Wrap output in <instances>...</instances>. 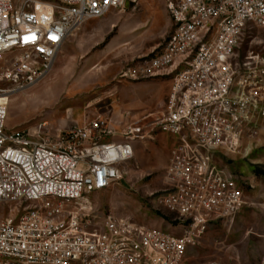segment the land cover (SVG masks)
<instances>
[{
	"label": "built area",
	"instance_id": "1",
	"mask_svg": "<svg viewBox=\"0 0 264 264\" xmlns=\"http://www.w3.org/2000/svg\"><path fill=\"white\" fill-rule=\"evenodd\" d=\"M125 1L0 0V264H183L207 224L248 205L218 158L238 154L264 121V55L238 56L251 30L264 28V0H164L171 30L162 48L122 74L171 76L166 106L146 131L140 121L152 114L118 137L100 116L66 128L44 120L7 128L9 93L45 75L83 21ZM157 131L175 137L161 203L182 233L111 213L92 227L90 194L118 184L133 141Z\"/></svg>",
	"mask_w": 264,
	"mask_h": 264
},
{
	"label": "rangeland",
	"instance_id": "2",
	"mask_svg": "<svg viewBox=\"0 0 264 264\" xmlns=\"http://www.w3.org/2000/svg\"><path fill=\"white\" fill-rule=\"evenodd\" d=\"M115 15L118 24L110 37L121 44L95 60L94 54L105 49L106 40L74 59L54 63L56 67L51 66L32 84L12 90L7 128L22 129L43 120L66 128L81 126L97 116L110 118L112 108L135 101L137 86L144 92L141 112L152 114L140 126L145 125L143 131L151 128L146 124L158 118L166 106L171 76L120 83L112 78L120 66L128 64L125 69H133L162 48L171 30L164 0H126ZM249 36L239 58L248 52L264 55V28L252 29ZM156 140L139 144L133 158L121 166L123 178L118 184L90 194L96 208L92 227H100L103 216L111 213L145 228L176 236L182 233L180 220L161 203L164 155ZM218 159L222 168L237 176L248 205L228 220L207 224L200 237L186 246L183 264H264V121L256 135L242 141L238 154Z\"/></svg>",
	"mask_w": 264,
	"mask_h": 264
},
{
	"label": "crops",
	"instance_id": "3",
	"mask_svg": "<svg viewBox=\"0 0 264 264\" xmlns=\"http://www.w3.org/2000/svg\"><path fill=\"white\" fill-rule=\"evenodd\" d=\"M117 24H118V18L115 15V10L109 11L100 18H94L83 21L77 28H75L74 30H72L70 33L67 34L63 43L60 45L57 51L52 66L56 67L57 62L67 61L69 59L76 58V56L83 55L88 51H91L93 48L97 47L98 45L102 44L106 40L108 41L105 45V49H103V51L101 52H96L93 57L95 58V60L97 59L99 60L102 56H107L110 48L121 44V40L119 41L116 37L115 38L110 37L111 32L113 31V29L116 27ZM54 63L56 65H54ZM127 65L128 64L122 65L117 69L116 73L112 78L113 81L117 83H120L121 81L124 80L141 81L145 79H154L159 76H164L161 74L150 75V76L137 74L132 77L123 76L122 74H124L125 70L128 69V68L125 69ZM134 67L136 66H133L132 68ZM139 89L140 87L137 86L136 88L137 94L136 97L134 98L135 99L134 102H131V104L127 106L123 105V107L112 108L110 110L111 111L110 119L114 125L115 131L117 133L116 134L117 137L119 136L120 129L123 127L124 124L139 120L147 115V114H143L144 112H141V110H143L142 108H144L142 105L143 102H141L143 101L142 99L144 97L143 96L144 92H140ZM156 138H157L156 142L158 144V149L160 153L164 155V157L161 158L164 169L168 161L170 149L172 148L175 142V137L173 135L157 131L153 133V135L145 138L144 140H134L132 143L133 152L135 153L139 144L144 143L146 140H154ZM246 207L247 205L241 208L239 212L245 210Z\"/></svg>",
	"mask_w": 264,
	"mask_h": 264
},
{
	"label": "bare ground",
	"instance_id": "4",
	"mask_svg": "<svg viewBox=\"0 0 264 264\" xmlns=\"http://www.w3.org/2000/svg\"><path fill=\"white\" fill-rule=\"evenodd\" d=\"M133 1V0H132ZM10 96V95H9ZM9 98V97H8Z\"/></svg>",
	"mask_w": 264,
	"mask_h": 264
}]
</instances>
